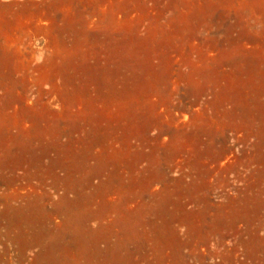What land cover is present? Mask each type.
I'll use <instances>...</instances> for the list:
<instances>
[{
    "label": "rangeland",
    "instance_id": "rangeland-1",
    "mask_svg": "<svg viewBox=\"0 0 264 264\" xmlns=\"http://www.w3.org/2000/svg\"><path fill=\"white\" fill-rule=\"evenodd\" d=\"M0 264H264V0H0Z\"/></svg>",
    "mask_w": 264,
    "mask_h": 264
}]
</instances>
